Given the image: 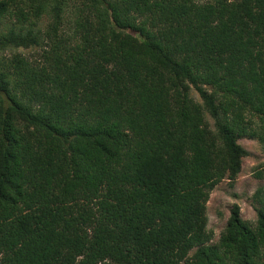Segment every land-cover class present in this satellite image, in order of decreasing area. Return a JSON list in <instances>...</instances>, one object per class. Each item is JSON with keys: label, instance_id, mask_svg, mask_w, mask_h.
<instances>
[{"label": "trees", "instance_id": "1", "mask_svg": "<svg viewBox=\"0 0 264 264\" xmlns=\"http://www.w3.org/2000/svg\"><path fill=\"white\" fill-rule=\"evenodd\" d=\"M242 137L264 0H0V264H264V187L208 229Z\"/></svg>", "mask_w": 264, "mask_h": 264}, {"label": "rangeland", "instance_id": "2", "mask_svg": "<svg viewBox=\"0 0 264 264\" xmlns=\"http://www.w3.org/2000/svg\"><path fill=\"white\" fill-rule=\"evenodd\" d=\"M48 24L49 20L45 18L40 22L42 28H46ZM193 96L199 100L194 91ZM238 143L248 152L242 160L241 173L234 182L224 179L219 183L212 191L207 204L208 229L213 232L211 244L219 242L231 210L235 206L239 208L240 216L244 221L252 225L257 221L256 208L259 205L255 193L259 188L264 187V151L255 139L242 137L239 138ZM259 173L263 175L262 179L257 178ZM192 254L193 252L190 255Z\"/></svg>", "mask_w": 264, "mask_h": 264}]
</instances>
